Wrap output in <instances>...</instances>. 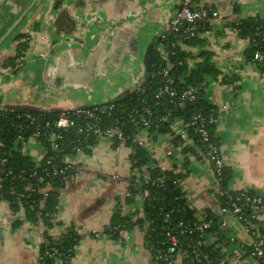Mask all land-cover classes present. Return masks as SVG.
<instances>
[{
	"label": "crops",
	"instance_id": "obj_1",
	"mask_svg": "<svg viewBox=\"0 0 264 264\" xmlns=\"http://www.w3.org/2000/svg\"><path fill=\"white\" fill-rule=\"evenodd\" d=\"M10 2L0 6V105L65 111L108 103L133 92L146 75V49L167 32L179 0ZM201 2L220 11L223 19L212 21L209 36L201 34L204 46L184 45L183 49L196 63L203 61L202 52H208L218 70L217 75L205 77L204 99L218 111L213 135L231 172L228 189L264 196V67L247 58L250 41L233 26L237 18L264 20V0ZM18 34L23 37L17 39ZM20 42H26L27 48L20 53L17 65L21 67L15 72L8 61L18 55ZM180 131L175 119L167 130L152 126L137 136L144 139L155 165L184 174L182 189L199 220L208 211L220 216L225 238L213 232L207 243L222 247L223 262L260 264L249 255L253 234L234 214L220 212L215 175L200 144L193 137L179 141ZM14 149L38 164L47 155L45 145L35 138L24 148L15 141ZM132 153L131 147L98 136L90 152L63 157L62 162L75 167L70 183L43 188L58 195L53 220L59 224L51 229L52 235L57 238L66 226H74L81 235L69 264H157L145 227L135 224L120 230L117 237L109 230L117 210L134 220L144 217L145 194L131 198L129 192L131 176L140 175L131 168ZM142 176L150 177L148 172ZM41 223L30 221L23 206L13 211L0 195V264H39ZM251 224L253 231L263 232L264 216Z\"/></svg>",
	"mask_w": 264,
	"mask_h": 264
},
{
	"label": "trees",
	"instance_id": "obj_2",
	"mask_svg": "<svg viewBox=\"0 0 264 264\" xmlns=\"http://www.w3.org/2000/svg\"><path fill=\"white\" fill-rule=\"evenodd\" d=\"M196 1L200 2L201 0ZM233 26L239 30V35L250 41V47L246 53L248 59L252 60L256 52H261L264 55V20L258 17L237 18L233 20ZM205 27L206 24L200 25L199 31L204 30ZM165 35V37H157L155 44L163 43L167 47L169 59L168 61L164 59L158 48H155L151 71L145 75L141 82L144 92L134 90L120 99L108 102L113 104L114 108L99 115L98 126L101 129L105 131L114 127L120 129L121 139L116 138L114 143L118 146L123 145L133 149L130 156L131 168L136 169L140 175L131 176L129 182L130 197L133 198L140 193L145 194L146 191L149 193L145 196L143 218L134 220L132 215H121L120 211L117 210L112 216L109 230L113 236L117 237L120 230L130 228L135 224L145 227L147 241L152 252L158 249L166 251L167 246H162V241L166 239L167 232H173L179 238L181 249L192 252L189 243L196 246L204 264H227L223 262L221 246L218 247L216 243H204V239L208 238L213 232L220 234V239L225 238L220 230V216L212 211L205 213L204 219L211 221V228L204 231L203 239H200L202 232L197 229V226L201 222L196 211L188 205L181 185L184 174L181 171L175 173L174 169L166 170L155 165L144 146L138 144L136 140L138 132L144 127L141 119L146 101L147 107H150L154 112L150 127H160L162 130H167L171 122L177 118L187 120L196 112L208 113L212 107L204 99L205 77L207 75H217L218 70L210 62V54L206 51L201 53L204 58L203 61L190 68L188 59L192 57V54L183 49L184 45L191 47L204 46L206 40L200 37V34L187 40L179 36L181 35L180 32H167ZM22 37L21 34H18L16 38L21 39ZM172 43H176V47L173 49ZM26 48L27 43L20 42L18 44V55L8 61L15 72L21 67L17 65V61L23 56L20 53L25 51ZM173 51L174 54H172ZM167 62L174 64L173 75L177 78L181 77V82L179 80L176 82L179 91H183L190 86L198 89L197 99L194 102L179 105L176 96L167 95L156 98L157 90L164 84V79L159 72L167 66ZM185 71L187 72L186 75L184 74ZM152 73L156 75L154 78ZM69 111L73 125L66 131H60L62 138L58 140L59 148L57 150L52 149L47 144L44 136L38 137V140L45 147L47 146V155L38 164L29 155L15 150L14 143L20 134H24L27 138L34 135L38 124L45 127L46 123L49 122L51 125L46 130L59 132L54 123L63 111H44L31 108L3 109L0 105V141L2 142L0 160H6L4 164L5 172L9 170L12 172L7 176L0 173V178L4 177L1 183L0 195L9 202L13 211L23 206L30 221L36 224L40 220L42 221L44 230L40 245L39 264H55L58 259L64 260L65 264H69L81 239V235L74 226H66V229L57 238L52 235L51 229L59 224L53 220L59 203L58 195L53 191H43V188L47 185L51 188H57L68 183L62 177L52 174L54 168L65 165L62 159L66 154H76L75 146L77 145L87 143L93 146L97 141L94 132L87 136L78 131L79 126L84 123L85 116L76 115L72 110ZM164 115L168 116V122L160 121V118ZM31 117L35 120L32 121ZM214 126L210 125L209 129L213 139L217 141L213 135ZM188 130L190 137L198 141L204 154L205 149L199 140V136L192 128L189 127ZM177 139L184 141L181 136H177ZM90 150H86V152H90ZM147 172L150 177L144 176V178L142 175ZM75 173V167L69 170L70 177L74 176ZM40 178H43V180L41 181ZM230 178L231 172L225 166L221 183L222 191L228 189ZM219 199L223 207L229 206L225 194H220ZM251 216L249 214V219L252 221L255 218ZM180 223H183V225L179 226ZM185 227H188L189 231H185ZM199 240L202 241L201 244H198Z\"/></svg>",
	"mask_w": 264,
	"mask_h": 264
},
{
	"label": "built area",
	"instance_id": "obj_3",
	"mask_svg": "<svg viewBox=\"0 0 264 264\" xmlns=\"http://www.w3.org/2000/svg\"><path fill=\"white\" fill-rule=\"evenodd\" d=\"M222 19L223 15L220 11L202 5L201 1L197 2L196 0H179L178 8L171 17L167 32H180L181 35L179 36L184 40L190 39L197 34H200V36L201 34L209 36V34L212 32V21ZM205 24L206 27L204 30L199 31L200 25ZM235 29L239 33V30L237 28ZM165 33L161 35V37H165ZM175 47L176 43H172V49ZM158 50L168 61L169 54L167 47L163 43H160ZM174 53L175 52L173 51L172 54ZM253 60L255 63H258L264 67V55L261 52H256ZM167 63V66L159 72V74H161L164 79V84L157 90L156 98L167 95H170L171 97L176 96L179 105L194 102L197 99L198 89L196 87L190 86L183 91H179L176 87V82L178 80L181 82V77H175L172 72L174 64L171 62ZM195 64V60H192V58L188 59V66L190 68L194 67ZM184 74L186 75L187 72L185 71ZM155 76V73H152V77L154 78ZM135 90L144 92L141 82L136 85ZM146 103L147 101L145 102V106L142 111L141 122L144 126L142 129L149 128L154 118V112L150 107H147ZM113 108V104L104 103L95 105L91 108L78 107L73 109L72 111H74L76 115L85 116L84 123L79 126L78 131L87 136L94 132L97 137L104 135L112 141H114L116 138L121 139L122 134L119 128L114 127L105 131L98 126V121L100 119L99 115L104 114ZM69 113V110L63 111L59 119L54 123V126L57 130H59V132L47 131L46 128L51 125L49 122L46 123L45 127L38 124L34 135L27 138L24 134H20L16 139V142L24 148L27 146L30 138L38 139V137L44 136L46 138L47 144L52 149L57 150L59 148L58 140H61L62 138L60 131H66L73 125V121L70 118ZM28 117H30V115H28ZM31 119L32 121L35 120L32 117ZM168 120L169 119L167 115H164L162 118H160L161 122H168ZM217 120L218 111L213 106L206 114L202 112H196L187 120L185 118H177V121L181 124L179 136H181L182 139L187 140L190 137L188 130L189 127L192 128V130H194V132L199 136V140L205 149L204 154L212 165L217 191L222 195L225 194L228 198L227 202L229 206H222L220 208V212L222 214L227 212L234 214L238 220L244 224L246 230L253 234L254 239L249 247V255L258 260L260 264H264V232L253 231V226L251 224V220L249 219V214L252 215V218L264 216V196L256 193H250L248 191H233L230 189H226L224 191L221 190L225 161L222 156L221 147L219 143L213 139L209 129V126L215 125ZM136 140L138 144L144 146L145 141L142 137L137 136ZM90 149H92V145L87 143L75 146L76 154L86 153V150ZM5 161V159L0 160V173L7 176L12 172L10 170L5 172ZM73 167V165L65 162L63 167L54 168L52 174L54 176H60L62 179L70 183L74 176H69V170ZM173 171L175 173L180 172L178 169H174ZM3 179L4 177L0 178V189L2 187L1 183L3 182ZM40 179L41 181L43 180V178ZM147 195H149V193L146 191L145 196ZM199 221L201 224L197 226V229L202 232L200 239H203V232L211 228V221H207L204 218L200 219ZM182 225L183 223L179 224V226ZM188 229V227H185V231H189ZM207 240L208 238L204 239V243H207ZM201 242L202 241L199 240L198 244H201ZM161 245L167 246L166 251L163 249L155 250V252L151 251V257L157 264H204L201 254L197 252L195 245H191V243H189V247L192 248V252L181 249V244L176 233L167 232V237L164 241H162ZM55 264H65V261L58 259Z\"/></svg>",
	"mask_w": 264,
	"mask_h": 264
},
{
	"label": "water",
	"instance_id": "obj_4",
	"mask_svg": "<svg viewBox=\"0 0 264 264\" xmlns=\"http://www.w3.org/2000/svg\"><path fill=\"white\" fill-rule=\"evenodd\" d=\"M7 1H9V0H0V6H2ZM17 24H18V22L15 24V26H17ZM154 49H155V42L152 41L149 43V45L146 49L145 55L143 57V65H144L145 74H147L151 71Z\"/></svg>",
	"mask_w": 264,
	"mask_h": 264
},
{
	"label": "rangeland",
	"instance_id": "obj_5",
	"mask_svg": "<svg viewBox=\"0 0 264 264\" xmlns=\"http://www.w3.org/2000/svg\"><path fill=\"white\" fill-rule=\"evenodd\" d=\"M13 2H14V0H11L10 4H13ZM5 6H6V5H5ZM5 6H4V7H5Z\"/></svg>",
	"mask_w": 264,
	"mask_h": 264
}]
</instances>
